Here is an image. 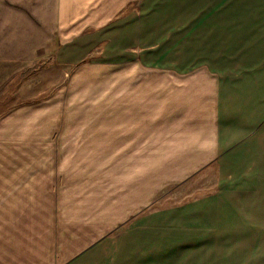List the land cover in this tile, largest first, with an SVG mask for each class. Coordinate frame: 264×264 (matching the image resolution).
I'll list each match as a JSON object with an SVG mask.
<instances>
[{
    "label": "crops",
    "instance_id": "obj_1",
    "mask_svg": "<svg viewBox=\"0 0 264 264\" xmlns=\"http://www.w3.org/2000/svg\"><path fill=\"white\" fill-rule=\"evenodd\" d=\"M232 1L54 0V51L0 56V93L40 59L73 69L0 113V264H208L222 194L264 181V47ZM104 76L110 100L81 99ZM211 169L219 195L159 208Z\"/></svg>",
    "mask_w": 264,
    "mask_h": 264
},
{
    "label": "rangeland",
    "instance_id": "obj_2",
    "mask_svg": "<svg viewBox=\"0 0 264 264\" xmlns=\"http://www.w3.org/2000/svg\"><path fill=\"white\" fill-rule=\"evenodd\" d=\"M53 1L0 0V56L13 55L11 53L13 49L12 51L15 53L18 51L20 56L34 57L35 54L30 48L36 45L35 42L43 44L50 53L54 51L56 39ZM234 1L231 4H235ZM236 3L240 4L244 17L242 18L244 37L252 35L253 48L264 47V0H236ZM34 22L40 23L43 29L39 31L33 26ZM14 43L18 44V50ZM50 58L37 60L34 68L28 69L0 93V113L13 105L29 103L52 94L55 86L62 82L63 76L69 81L73 69L68 70L65 78L63 71L58 68L54 59ZM46 60H49L47 64ZM98 70L100 74L111 72L102 70L101 67ZM107 81L110 83V77H100L98 90L94 93L90 92V82L85 83L81 99L88 100L93 95L97 97L100 105L106 104V101L110 100V90L105 86ZM103 110L104 108L100 109ZM219 180V173L214 169L196 174L192 180L185 183V186L173 190L169 195L170 199L158 201L159 208L183 207L188 202L219 195L222 192L218 185ZM222 198L220 203L222 213L225 208L228 209L227 215L231 221L226 226L228 235L212 236L213 244L219 245L213 247L216 251L211 253L208 264H264V181L259 182L258 187L254 189L242 186L228 189L225 195L222 194ZM230 244L233 246L228 247L227 252L221 251ZM192 254L191 251L180 248V251L175 253L173 261L177 264H193V261H196L195 264L205 263L207 253H199V256Z\"/></svg>",
    "mask_w": 264,
    "mask_h": 264
}]
</instances>
